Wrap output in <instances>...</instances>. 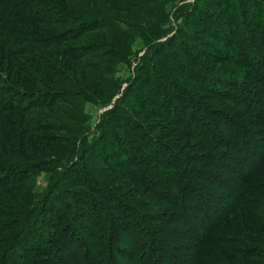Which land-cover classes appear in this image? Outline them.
<instances>
[{"label": "trees", "instance_id": "obj_1", "mask_svg": "<svg viewBox=\"0 0 264 264\" xmlns=\"http://www.w3.org/2000/svg\"><path fill=\"white\" fill-rule=\"evenodd\" d=\"M136 5H127L123 10L124 13L136 14L134 21H131L136 23L135 27L140 26L147 31L164 21L158 19L161 18L162 9L154 0H137ZM7 8L33 24L40 26L66 24L72 28L64 32V37H58L57 44L53 46L51 39L44 41L37 39L38 36L28 29V25L23 23L12 25L5 13ZM177 17L182 19L184 24L178 29L176 35L155 48L151 57L147 56L138 66V79L126 89V94L130 97L123 99L127 101V105H116L114 112L112 111V118L109 117L97 126L104 129L99 137H107L106 139L111 140L116 148L118 143H125L126 148L138 151L137 158L130 155L131 161L136 165L144 166L146 162H150L157 167L164 164L163 170H169L168 180L169 182L171 179L175 180L174 184H159V188H165L164 198L155 193L153 198H160L167 205L170 202L169 210L174 208L171 214L173 219L170 223L171 230H174L172 229L176 222L174 218L184 223L179 211L185 209L188 201L197 203V207L193 203L189 206H194L195 214L203 218L204 214L211 213L209 206L213 198H220L217 196L218 191L224 192L230 198L233 197V201L228 202V207L225 208L222 216L218 208L211 204L216 212L213 216L214 221L207 225V219H201L200 223L203 224L189 235V239L202 244L205 239H209L224 246L232 254L255 261L264 260V244L257 242V238L253 236L254 232H261L259 221L264 220V151L260 153L254 149L249 151L248 147L252 144L256 147L258 143L264 145V0H195L193 8L181 9ZM107 19L115 26V20L106 15L87 19L71 17L63 6H59L53 0H0V22H3L0 26V50L9 58L24 55L39 56L38 53L49 46L50 49L61 51L69 59L71 58L69 53L76 52L78 49L82 50V56L94 54L101 44L78 49L66 45L73 40H78L88 31L102 30L103 27L115 29ZM188 34L191 35L194 43L188 40ZM35 43L38 46L31 48ZM71 59L74 60L72 62H76L81 58L77 56ZM8 62L11 66L12 63L9 60ZM48 66L45 70L50 68L51 71L48 73L50 78L59 79L62 70L58 71L49 63ZM16 70L31 78L38 88L44 89L47 86L44 92L46 94H39L41 91L35 90L32 93L26 92L30 89L23 88V90L15 86L0 70L1 112L29 113L37 107L50 108L57 103L68 102L69 96H66L68 92H57L54 89L48 91L51 89L49 83L51 80L47 81L45 77V80L39 78L30 68H24L19 63H15ZM74 76L77 77L78 74ZM81 84L83 86H80L85 90L81 93L87 97L94 96L96 93L102 96L104 93L98 83L90 87L84 86L82 81ZM137 84H140L145 91H139L136 88ZM160 89L164 92L162 100L156 96L160 93ZM205 97L220 102L219 106L209 105ZM24 103L28 104L24 105ZM214 107H218L219 110L217 111ZM131 108L137 109L138 112L145 110L147 113L148 111L150 118L169 125L176 141L188 148L192 154L185 155L183 147L181 149L178 143L168 142L165 136L162 137L163 139H158L150 135L146 131V125L140 126L135 122L131 116L133 114ZM231 116L232 118H229ZM216 118L228 121L230 126L227 134L219 128L220 123L219 120L216 122ZM33 119L27 116L24 121L5 120L0 115V134H3L1 129L8 131L7 137L12 141L7 146L19 150L15 157H12L7 156L9 152L6 150L7 146L5 149L0 148V193L3 195V198H0V212L3 213V217H6L5 222H0V264H24L21 260H24L25 264L43 263L41 258L40 260L32 258L31 255L37 257V254L45 259V264H114L115 261L116 264H130L136 261V251H140L139 248L144 250L142 254H149V258L145 260L146 264H151V259L158 254L162 262L167 255L183 264L180 261L181 257L170 252L174 248L166 249V246H169L166 242L168 240L164 239L163 242L160 237L158 242L164 243V245L160 243V247L156 240L148 241L152 237L147 233L148 230L144 224L140 227L134 225V222L133 226L128 224L122 226L117 222L120 217H115V213L121 211L123 203L134 210L135 205L125 203L122 198L113 194L114 191L101 181L100 177L97 179L99 170H90L85 166L90 174L88 178L90 181L81 182L86 174L81 169L76 170L79 164L74 162L75 143L58 154H52L51 149L50 153L38 157L39 146L28 144L24 139L27 140L29 135L33 138L36 133L48 132L50 128H48L49 125L38 126L36 122L37 125H35ZM18 121H20V127L17 125ZM109 125L125 130L133 140L130 143L127 139L119 140V136L108 129ZM165 141H167L166 144ZM51 142L56 141L51 140ZM80 143L86 145V137ZM257 153L259 154L256 155ZM168 154L169 158L166 159ZM95 155L92 158H97L100 153L96 151ZM251 155H256V159L249 157ZM242 161H249L253 165V169L243 175L242 172L233 170L234 163L241 165ZM59 163L62 166L71 165L72 178L67 180L68 183L86 188L88 194L84 196L80 193L71 198L72 190L66 188L65 183H58V186L55 184L56 188L51 190L48 196L49 201L54 200L53 192L58 190L70 196L63 198V201L62 198H55L56 203H59V210L49 209L45 202L32 204L34 196L29 192L22 193L18 198L13 197V188L18 185L20 177L21 180L26 179L30 172L38 173L42 169L47 170L50 166L59 165ZM106 165L110 166L107 156H105V168L108 169ZM118 167L114 171L116 179L132 183L136 180L146 189L143 179L134 178L127 173L126 169ZM149 168L152 167L149 166ZM225 168L233 175L231 178L237 181L236 184L230 180L222 181L220 174ZM145 171L152 177L159 175L155 170L145 169ZM133 174L136 175L135 172ZM138 209L137 206L135 212H138ZM105 212L113 216V224L101 228V231L108 232L106 235L97 236L78 220L79 217L89 218L99 223ZM49 213L54 220L47 218ZM138 213L153 233L157 235L165 233L157 224L159 217L157 211L153 215L144 214L146 217L142 216V212ZM120 215L122 216V212ZM255 217H259V221ZM39 221H46L44 225L52 232H43L37 224ZM235 222L247 236L228 230L226 233L235 237L221 238L220 232L217 231H220L227 223L236 226ZM102 226L99 225V227ZM124 228L130 230L136 237L144 233L137 240L140 247L125 250V247L118 246V240L121 239L119 230L122 232ZM204 229L210 230V233H202ZM78 237L87 240L85 249L77 247ZM36 238L37 242L38 240L40 242V247L32 242ZM84 240L82 242L86 243ZM241 240L246 242L241 245ZM24 249L29 253L22 259L21 251ZM239 249L244 250L241 252ZM200 250L204 249L200 248ZM115 253L119 257L116 258ZM68 254L76 256L77 259L80 255L83 258L80 263L78 260L77 263L68 262L66 257ZM194 254H192L194 261L192 264H201L204 254L199 257L197 255L201 252L196 250ZM143 257L145 259V255ZM227 264H234V262L228 261Z\"/></svg>", "mask_w": 264, "mask_h": 264}, {"label": "rangeland", "instance_id": "obj_2", "mask_svg": "<svg viewBox=\"0 0 264 264\" xmlns=\"http://www.w3.org/2000/svg\"><path fill=\"white\" fill-rule=\"evenodd\" d=\"M53 2L59 4L61 7L63 6L69 15L71 14V17L75 18L84 17V19H87L92 17H103L104 15L110 16L115 20V26L112 25L113 23H111L109 19L107 20L109 21V24L115 27V29H107L106 27H103L102 30L88 31L87 33L81 35L78 40H73L72 42L67 43L66 46L76 49L79 47L85 48L84 46H92L98 43L101 44L99 50H97L94 54L89 53L82 56V50L80 49L76 50V52H70L69 54L71 58L77 56L78 58H81L76 62H72L74 61L73 59H69L67 55L59 50L53 48L50 49V46L46 50H41L38 53L39 56L24 55L16 58H9L4 52L0 50L2 52L0 53V70L4 76L9 78L15 86L21 87L22 89H30V91H26L29 93L41 91L39 94L42 95L46 94L44 92H46L45 90L47 89V86H45L44 89L41 87L38 88L31 81V78L25 76L23 73L20 74L18 70L15 71V63H19V65L24 66V68H30L39 76V78L44 80L46 78L47 81L51 80V82H49L51 84V89L48 88V91H52L54 89L57 92H68L66 96H69L67 103H57L56 106L50 108L37 107L29 113H3L0 111L1 117H3L5 120L21 119L24 121L28 116L29 119L34 118L33 123L35 125H49L48 128L50 129L48 132L36 133L33 138L31 135H29L27 140L24 139L28 144L31 143L33 145L35 144L39 146L38 157L43 156V154L50 153L51 149L53 151L52 154H58L60 151L70 148L75 143L74 162L79 164L76 167V170L81 169L84 171L83 173L86 174L84 179H81V182L85 183L90 181L88 179L90 174L86 171L85 166H87L90 170H99L100 172L97 173V179L100 177V180L105 182V184L109 186L112 191H114L113 194L119 198H122L125 203L128 202L129 204L135 205V210L138 206V212H142V216L146 217L144 214L147 213L153 215L157 211L159 213L157 224L163 228L162 230L165 231L164 234L158 233L157 235L156 233H153L149 227H147L145 221L139 217L140 214L135 212L134 209L126 207L124 203L120 208L122 216L120 215L119 211H116L115 217H120L117 219V222L121 223L122 226L127 224L129 226H133L132 224L134 222V225H139L140 227H142L144 224L148 230L147 233L150 234V237H152L148 241L154 239L158 242L160 237L163 242L164 239L168 240L166 242L169 246H166V249L174 248L170 252H173L175 256L181 257V263L192 264L194 262L192 254L195 255L194 251L196 250L197 252H201V254L197 256L200 257L202 254H204L201 264H214L215 262V264H227L228 261L234 262V264H264V260L255 261L248 257L232 254L227 248H224V246L217 244L216 242H212L209 239H205L203 244L192 240L191 238L189 239V235L194 233L203 224L200 223L201 219H207V225H210L211 222L214 221L213 216H215L216 212L212 208L211 204H213L216 209L218 208L217 210H219V213H221L222 216L224 213L223 211H225V208L228 207V202L233 201V197L230 198L228 195H225L224 192L218 191L217 196H220V198H213V200L210 202L211 207L209 206L211 213L204 214L205 217L203 218H201V216L199 218L198 214H195L194 206L197 207V203L188 201L185 209L179 211L180 215L183 216L184 223H180L176 220V218H174L176 222L174 227H172L174 230H171L170 223L173 220L171 214L174 211V208L169 210L168 208L171 206L170 202L167 205L165 201H162V199L160 200V198H153V193L161 198H164L165 188H159V184H174L175 180L172 181L171 179L170 182L168 180L169 170H163V163V165H158L157 167H155V165L150 162H146L144 166L136 165L133 161H131L130 155L132 154L135 158H137L138 151H131L130 149L126 148L125 143H118L116 148L111 140L106 139L107 137H99L101 131L103 133L104 129L97 126L101 125V123H103V121L107 120L109 117L112 118V111L116 105H127V101H123V99L130 97L126 94V89H128L130 84L133 82L135 83L138 79V66L144 62L143 60L147 56H150L153 53L155 48L168 42L171 37L177 34V31H179L178 29L184 24L182 19H178V12L181 13V9L185 10V8H193L195 0H154V2L159 4L162 9L161 18L158 19H163L164 21L157 23L155 27L149 28L147 31H145L143 28H140V26L135 27L134 24L136 23L131 22L134 21L133 18H136V14L123 12L127 5L137 6V0H53ZM64 5L67 7L65 8ZM5 13L7 15V19H10V23H12V25H19L21 23L28 25V29L38 36L37 39H42L43 41L45 39H51L50 42H52L53 46L57 44L58 40L56 39L58 37H64V32L72 28L66 24H45L43 26L33 24L10 8H7ZM155 18H157V16ZM2 24L3 22H0V26ZM187 36L188 40L194 43L191 35L188 34ZM37 46L38 44L35 43V45L32 44L31 48ZM225 52H227L226 49ZM8 60L12 63L11 66ZM48 63L58 71L62 70V75H59L61 78H50L48 75V73L51 71L50 68L45 70L47 67H49ZM75 74H78V76H74ZM81 81L84 83V86L89 85V87L94 83H98L100 89L104 90L103 95L100 96L97 95V93L94 94V96L90 95V97L83 95L81 92H85V90L83 87H81L83 86ZM136 88L141 92L145 91L144 88L140 87V84H137ZM162 93L164 92L160 89V93L156 95L160 98L159 100H162L164 97V94ZM205 101L211 106H219L220 103L209 97H205ZM27 104L28 103H24V105ZM214 108H217V111L219 110L218 107ZM131 110L133 112L131 116L134 118L135 122H137V124L140 126L146 125V131H148L150 135H154L155 137H158V139H163L162 137L165 136V139H167L168 142L171 143L173 141L178 143L181 149L183 147L182 150L185 152V155L188 156L192 154L188 148L176 141L175 137H173L174 132H172V129L169 125L161 123L157 119L150 118L148 111L146 113L144 108H142V110L145 112H138L135 108H131ZM229 118H232V116ZM217 121L220 123L219 128H221V130L227 134L228 128L230 126L228 121L216 118V122ZM17 125L20 127V121H18ZM108 129L114 131V133L119 136V140L127 139L129 143L133 140V138L128 135L125 130L115 128L112 125H109ZM1 132L3 134H0V148L5 149L12 140L11 138L7 137L8 131L1 129ZM84 137L87 139L86 145L80 143ZM51 140L56 142H51ZM167 141H165V144ZM248 147L249 151L251 149H254L255 151L257 150L259 153L264 151V145L261 143L256 145L257 149H255L256 147L253 146V144L248 145ZM100 149L102 151H100ZM6 150L9 151L7 156L12 157H15V154L19 152V150H16L15 148L11 149L8 146ZM96 151H98L100 155H97V158H92V156H96ZM256 155H251L249 157H254L256 159ZM105 156H107L110 161V166L106 165L109 170L105 168ZM167 158H169V154L166 156V159ZM248 160L250 161V158ZM249 161H242L241 165L234 163L235 169L233 170H237V172L240 173L242 172V175L248 171H251L253 169V165H251ZM193 164L196 165V163ZM61 166L62 164L59 163V165L50 166L47 170L42 169L38 173L36 172L32 174L30 172L27 178L23 180H21L20 177V180L17 182L18 185L13 188V197L18 198L21 197L22 193L29 192L34 196L32 204H43L45 202V204L47 203L46 206L49 207V209L54 208L59 210V203H56L57 200L55 198H62L63 201V198L70 196L67 193H62L60 190H58L53 192V195L55 196L54 200H52V202L49 201L50 198L48 196L50 191H53L56 188L55 184L58 186V183H65L67 185L66 188L72 190L70 193L71 198H74V195H78L80 193L84 194V196L85 194H88V190L86 188L79 186L76 187L74 184L71 185L68 183L67 180L72 178L73 168H71V165ZM118 166L126 169L127 173L134 178L139 177L143 179L146 183V189L140 185V182H136V180H134V183H132L116 179L114 177V171H116L115 169H117ZM149 166L152 168H149ZM145 169L155 170L159 173V175L152 177L147 171H145ZM65 172L68 173L63 175ZM133 172H135L136 175H134ZM232 176L233 175L227 168L222 170L220 174L222 181L230 180V182L236 184L237 181L232 179ZM76 191L77 193H75ZM2 196L3 195L0 193V198H3ZM191 203L194 204L193 207L189 206ZM47 218L54 220V217L51 213L48 214ZM101 219L102 220H100L99 223H96L95 219L90 220L89 218H78L79 222L84 225V227L90 229L97 236L101 234L106 235L108 232L101 231V228L108 227L113 224V216L109 215L108 212H105ZM255 219L259 221V217H255ZM5 220L6 217H3V213L0 212V222H5ZM261 220L262 221H259L261 232H254L253 236L257 238V242L264 244V220ZM46 221H39L37 224L39 225V228L43 230V232L51 233L52 230L44 225ZM99 225L103 226L99 227ZM229 225L230 223H227L222 226L220 231H217L220 232L219 234L221 238L230 239L231 237H235L234 235L227 234L226 231L228 230H231L235 234L247 236L246 233L243 232V229L237 226V222H235L237 227ZM228 226L229 229H227ZM201 232L207 234V232L210 233V230L204 229ZM141 234L143 236L144 233H140V235ZM119 235L121 237V239L118 240L119 247H125V250H127V248L134 249L140 247V243L137 240H139L142 236L138 235L136 237V235L134 236L131 231L127 230L126 228H124V231L122 230V232L119 230ZM165 236L167 238H164ZM144 239L147 241L145 237ZM83 240L84 239L81 237H78L79 242L76 243L78 248L85 249V247H87V240H84L86 243H83ZM32 242L37 243V245L40 247V242L39 240L37 242V238ZM163 242L160 241L162 245H164ZM245 242L246 240H241L240 244L243 245ZM160 243L158 242L159 247ZM195 247L197 248L194 249ZM199 247L203 248L204 250L201 251ZM139 250L140 251L138 252L136 251V261L130 264H146L145 260L149 258V254H142L144 250L141 248H139ZM239 250L243 252L244 249ZM21 253L23 254L22 259H24V256H26L29 252L24 249L21 251ZM83 253H85V251ZM144 255L145 259L143 257ZM31 256L35 260H37V258L40 260L41 258L43 263L39 262V264H45V259L40 254H37V257L35 255ZM114 256L117 258V253H115ZM66 257L68 262L73 263H77V260L80 263L83 258V256L80 255L77 259L76 256H69V254ZM21 261L25 264L24 260ZM114 264H116V261ZM151 264L180 263L167 255H165V259L162 262L160 254H158L155 258L151 259Z\"/></svg>", "mask_w": 264, "mask_h": 264}]
</instances>
